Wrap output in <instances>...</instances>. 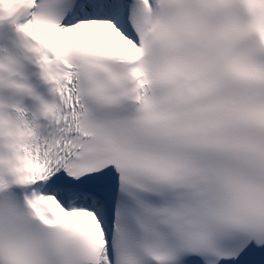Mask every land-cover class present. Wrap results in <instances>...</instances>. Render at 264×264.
Here are the masks:
<instances>
[{
    "label": "snow or ice",
    "instance_id": "6c2138e0",
    "mask_svg": "<svg viewBox=\"0 0 264 264\" xmlns=\"http://www.w3.org/2000/svg\"><path fill=\"white\" fill-rule=\"evenodd\" d=\"M146 20L137 0H0V50L57 98L43 126L0 102V264H264V0ZM0 90L33 94L14 55Z\"/></svg>",
    "mask_w": 264,
    "mask_h": 264
},
{
    "label": "clouds",
    "instance_id": "9594fccd",
    "mask_svg": "<svg viewBox=\"0 0 264 264\" xmlns=\"http://www.w3.org/2000/svg\"><path fill=\"white\" fill-rule=\"evenodd\" d=\"M138 6L145 12L147 17L144 23V32L147 35L152 29L162 23L173 20L178 14V6L183 3V0H151L149 5L148 0H137ZM261 46H264V40L260 41ZM42 74V70H41ZM43 78V74H42ZM190 85L183 79L178 80L170 87L174 89L187 88ZM153 89L167 91L166 86H161L155 82L151 85Z\"/></svg>",
    "mask_w": 264,
    "mask_h": 264
}]
</instances>
